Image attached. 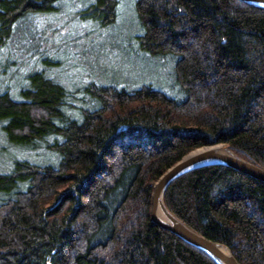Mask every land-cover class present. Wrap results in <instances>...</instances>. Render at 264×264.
<instances>
[{
  "label": "trees",
  "instance_id": "trees-1",
  "mask_svg": "<svg viewBox=\"0 0 264 264\" xmlns=\"http://www.w3.org/2000/svg\"><path fill=\"white\" fill-rule=\"evenodd\" d=\"M60 0H0V49ZM116 21L122 0H81ZM140 48L170 65L173 96L149 83L82 90L39 69L0 83V130L45 163L0 168V264H218L150 219L154 182L197 148L222 144L264 168V8L239 0H133ZM10 63L7 66H12ZM1 152V150H0ZM170 212L224 245L238 264H264V182L221 164L163 192Z\"/></svg>",
  "mask_w": 264,
  "mask_h": 264
},
{
  "label": "rangeland",
  "instance_id": "rangeland-1",
  "mask_svg": "<svg viewBox=\"0 0 264 264\" xmlns=\"http://www.w3.org/2000/svg\"><path fill=\"white\" fill-rule=\"evenodd\" d=\"M133 0H122L115 22L105 24L88 15L87 3L60 0L48 12L38 15L28 35L29 47L23 52L18 43L27 35L15 32L0 49V83L23 84L36 70L44 69L72 89L82 90L91 83L144 82L178 97L170 76V65L141 50V25ZM14 64L9 66L8 64ZM35 70V71H34ZM0 168L14 158L45 163L53 153L45 145L17 148L8 143L0 130Z\"/></svg>",
  "mask_w": 264,
  "mask_h": 264
},
{
  "label": "water",
  "instance_id": "water-1",
  "mask_svg": "<svg viewBox=\"0 0 264 264\" xmlns=\"http://www.w3.org/2000/svg\"><path fill=\"white\" fill-rule=\"evenodd\" d=\"M248 5L264 8V0H239ZM225 148H220V147ZM221 164L264 182V168L235 154L222 144L203 146L192 150L170 166L153 184L150 203V219L158 226L175 234L184 242L204 250L218 264H238L230 251L222 244L212 241L188 227L168 210L163 202V192L176 177L192 169ZM160 211L161 218L157 212ZM227 249L224 253L221 248ZM221 263H220V262Z\"/></svg>",
  "mask_w": 264,
  "mask_h": 264
},
{
  "label": "bare ground",
  "instance_id": "bare-ground-1",
  "mask_svg": "<svg viewBox=\"0 0 264 264\" xmlns=\"http://www.w3.org/2000/svg\"><path fill=\"white\" fill-rule=\"evenodd\" d=\"M220 148H225V147L222 146V147H220ZM157 215H158L159 218H161V216H160V211H159V210H158V212H157ZM221 249H222V251H223L224 253H227V249H225V248H223V247H222ZM219 262H220V261H219ZM220 263H221V262H220Z\"/></svg>",
  "mask_w": 264,
  "mask_h": 264
}]
</instances>
